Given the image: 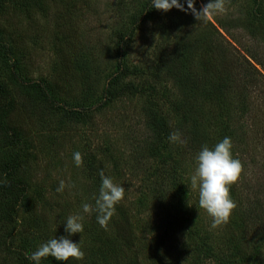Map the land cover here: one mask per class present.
Masks as SVG:
<instances>
[{"label":"rangeland","instance_id":"374dc122","mask_svg":"<svg viewBox=\"0 0 264 264\" xmlns=\"http://www.w3.org/2000/svg\"><path fill=\"white\" fill-rule=\"evenodd\" d=\"M146 1L12 0L0 6V35L13 48L17 74L24 83L41 84L62 106L39 107L12 80L0 52V84L22 142L8 152L0 143V164L22 158L17 191L6 198L18 209L13 246L27 245L32 253L42 242L66 235L64 219L80 214L84 230L71 237L85 253L79 264H264V219L242 226L247 209H264V17L255 12L258 2L264 12V0H226L225 14L204 22L195 19L188 0L141 17ZM206 2L193 0V8L199 11ZM250 21L252 34L244 25ZM180 38L187 65L198 76L219 77L223 93L193 110L203 125L193 149L183 151V144L165 138L167 147L152 156L146 113L156 111L171 128L181 121L179 88L155 76ZM123 69L130 75L121 76ZM105 87L113 95L109 101L102 99ZM190 127L185 130L191 134ZM226 136L242 172L230 187L236 207L228 222L212 228L189 176L201 145L211 147ZM73 152L81 154L79 167ZM101 171L125 189L103 228L94 212L81 209L94 202ZM60 180L75 188L57 193ZM178 194L186 205L180 222L169 209ZM117 223H123L120 230ZM118 230L120 251L112 256L102 244ZM201 242L210 247L209 257L200 251Z\"/></svg>","mask_w":264,"mask_h":264},{"label":"trees","instance_id":"16d2710c","mask_svg":"<svg viewBox=\"0 0 264 264\" xmlns=\"http://www.w3.org/2000/svg\"><path fill=\"white\" fill-rule=\"evenodd\" d=\"M7 1L10 2L12 0H0V6L4 7ZM258 3L256 4L257 10L255 12L258 17H264V12H262L261 9L259 10L260 6ZM153 10L154 9L151 7L150 0H147L141 8V17L145 16L146 14H150L153 12ZM136 25L137 21L134 22L133 26ZM244 25L251 34L256 30L252 21L244 23ZM217 26L219 29L223 31L225 30V26L222 22H217ZM121 41H123V39H121L120 42ZM176 50L177 51H175L173 57L171 56L170 60L165 58L163 68L161 70H157L155 76L158 79L167 78L179 88V100L181 106L176 108V111L181 121L176 122L171 128L156 111H150L146 113L148 127L146 146L148 147L150 155L152 156L159 155L161 150H164L167 147V142H163V140L165 141V138L168 137L169 132H184L185 135L182 133L183 139L185 140V143L183 144V151H190V149H193L195 140H197V134L202 131L201 127L203 128L201 120L198 118V116L192 114L193 110H201L207 103L216 101V99H218L217 95H221L223 93L221 82L218 76V80L213 81L212 78H210V80L206 79L196 75L189 65H187L183 56L185 48L182 46L181 38L177 43ZM0 52L3 53L4 57L10 64L12 80L16 84H21L22 88L30 98H37L39 100V107L42 109L48 108L51 111L61 109L62 106L55 102V100L48 94L46 89L41 84H29L24 83L21 80L17 74L18 61L13 58V48L2 40L1 35ZM246 54L250 60L255 62V58L252 56V54H250L248 51H246ZM130 73L131 71L126 69L120 70L121 76L130 75ZM114 81V79H111V84H113ZM126 87L132 89L130 84ZM7 97L10 98L7 90L0 84V98H5L3 102H0V143L4 145L5 150L8 152L14 147L22 146V142L19 131L20 125L14 123L10 118L12 102L10 99H7ZM112 97L113 95L108 90V88H103L102 99L109 101L112 99ZM187 125L191 126V130H194L191 134L188 130H185ZM21 165V155L10 160H6L3 162V164H0V181L2 182L0 184V264H32L30 260L26 259V255H30L31 253V251L27 250L28 248H25L27 245L25 246L23 244L24 246L18 250L13 246L15 235L12 233V230H14L15 227L14 224L16 222L18 209L14 204L8 205V201L6 199L17 191V184L14 182V179L16 178V175L18 174L17 171L20 169ZM180 193L182 192H179V194ZM179 194L178 196L173 197L169 209L172 212V217L177 219L175 221L180 222V219L185 215L186 205L183 198H181ZM164 195L165 197H168L167 193ZM255 209H247L246 212L242 214L246 217V221L243 222L242 226H245L247 222L251 221L258 224L264 219V209L261 211H255ZM117 224L118 225L115 228L116 230H120L121 224ZM119 230L114 236L106 237L103 240L102 245H105L104 247L107 248L106 250H108L112 256L117 254V251H120L119 244L120 241L122 242V237ZM201 245L205 250L200 251L206 254L205 257H209L211 254L209 252L210 247L203 242H201ZM198 246L200 247L199 244ZM199 247L197 248L199 249ZM240 254L242 253H238V255ZM41 264H57V262L49 256L46 259H42ZM66 264L79 263L76 260H72L70 258Z\"/></svg>","mask_w":264,"mask_h":264},{"label":"clouds","instance_id":"9594fccd","mask_svg":"<svg viewBox=\"0 0 264 264\" xmlns=\"http://www.w3.org/2000/svg\"><path fill=\"white\" fill-rule=\"evenodd\" d=\"M152 9L168 11L173 7L180 8L177 0H150ZM189 4L192 5L189 8ZM226 0H207L203 7L196 11L193 8V0H188V8L193 11L195 19L204 22L208 16L223 15L226 13ZM169 143L184 144L181 134L171 132L168 137ZM74 164L79 167L82 157L79 152H73ZM242 172L240 160L234 158L232 154V143L230 137H224L211 147L207 144L201 145L194 156V168L189 176L191 188L197 191V204L206 214L211 217V227L227 223L232 210L236 207L235 202L229 195L230 187L236 183ZM100 186L94 202L81 204L83 213L94 212L96 222L103 228L115 212V205L124 197L125 189L122 185L114 183L112 177L105 176L100 172ZM75 188L72 183H65L60 180L57 193H62L65 189ZM83 216L80 214L68 215L63 221L64 233L66 235L55 236L37 246L26 259L32 264H41L42 259L52 257L57 264H66L72 260L81 261L85 253L80 242H73V234L83 232Z\"/></svg>","mask_w":264,"mask_h":264}]
</instances>
